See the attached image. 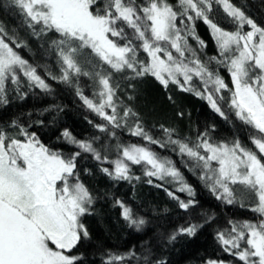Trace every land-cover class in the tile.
Masks as SVG:
<instances>
[{"label":"snow or ice","instance_id":"snow-or-ice-1","mask_svg":"<svg viewBox=\"0 0 264 264\" xmlns=\"http://www.w3.org/2000/svg\"><path fill=\"white\" fill-rule=\"evenodd\" d=\"M10 4L23 13L36 38L50 32L58 34L49 49L57 55L61 74L53 75L45 68L46 75L75 87L83 103L107 121L95 125L101 132H107L109 125L127 127L133 136L165 146L144 129L132 108L123 106L121 115L115 74L127 80L152 76L165 88L176 84L182 91L206 99L225 119L220 102L225 101V90L230 93L228 107L250 127L252 147L238 137L214 142L208 130L190 145L173 140L174 129L164 131L168 142L178 145L179 152L194 161L190 170H200V179L217 200L240 207L251 201L256 220H229V227L218 230L216 237L224 251L243 264H264V27L230 0H176V4L169 0H10ZM214 4L223 6L227 23L235 30H227L216 20ZM197 21L208 27L218 50L206 60L200 55L207 45L197 34ZM245 26L249 30L245 31ZM190 39L197 47L189 43ZM16 41L15 34L9 35L0 23V103H7L5 84L9 79L20 92L21 74L29 88L52 91L38 72L40 66L29 63L15 50L21 47ZM222 67L230 74L231 88L220 74ZM80 76L98 83V101L83 94ZM106 109H111V114ZM129 119L134 123L130 125ZM12 124L19 127L17 135L0 127V264H78L80 257L71 253L89 237L82 217L95 200L79 177L77 163L82 153L111 163V169L103 167L101 171L115 180H132L131 165L143 163L148 166L146 176L161 180L171 177L179 184V192L188 193L187 201L168 193L180 208L196 206L194 189L172 161L161 159L145 145L118 144L117 159L109 161L108 146H95L99 137L80 140L64 129L63 139L79 149L66 154L47 147L35 132L16 121ZM110 135L115 136V132ZM116 203L131 226L140 229L146 223L122 201ZM213 219L214 214L207 216V220ZM198 227H181L169 240H175L177 234L194 235ZM132 256L135 252L109 254L107 264ZM143 259L147 264L148 257ZM207 264L225 262L209 260Z\"/></svg>","mask_w":264,"mask_h":264},{"label":"trees","instance_id":"trees-1","mask_svg":"<svg viewBox=\"0 0 264 264\" xmlns=\"http://www.w3.org/2000/svg\"><path fill=\"white\" fill-rule=\"evenodd\" d=\"M169 2L176 4V0ZM230 2L241 7L246 15L264 27V0ZM212 15L222 27L235 30L233 25L227 23V14L222 5L214 4ZM0 23L5 26L9 35L15 34L16 42L21 44L15 50L29 63L40 66L39 74L52 89L47 93L37 87L29 88L27 78L22 74L20 92L16 91V85L10 79L6 81L7 103H0V127L11 135H17L19 127L12 124L16 121L17 125L27 128L29 132H35L47 147L66 154L79 149L63 139L61 133L64 129L80 140L99 137L95 146H108L106 154L109 161L117 159L118 144L145 145L161 159L171 160L195 191L196 206L188 210L182 209L178 201L168 193L172 192L185 201L189 199L188 193L179 192V184L171 177L164 180L148 177L145 175L148 166L142 163L131 165L132 180H115L101 171L103 167L111 169V163H101L90 153H82L77 163L79 177L95 200L89 213L82 217L89 237L82 239L71 253L80 257L78 264H107L109 254L124 255L129 252H135V256L114 261L113 264H146L143 259L145 256L148 257L147 264H155L156 261H162L163 264H207L209 260L243 264L237 257L224 251L216 233L228 228L229 220L255 221L257 214L251 211V201L245 207H240L239 204L226 205L217 200L200 179V170H190L193 169L194 161L182 155L178 145L169 143L164 131L174 129L172 139L190 145L197 142L198 134L208 130L214 142L238 137L242 143L252 147L248 139L251 129L229 109L230 93L227 90L222 93L225 101L220 102L227 117L225 119L211 108L206 99L192 92H184L176 84L169 83L165 88L152 76L127 80L120 74H115L114 82L119 83L116 102L120 106L118 110L121 115L123 106L132 108L144 129L165 146L149 144L142 137L133 136L127 127L113 128L109 125L107 132H101L95 125L107 124V121L83 103L76 94L75 87L52 80L46 75L45 68L50 69L53 75L61 74L57 55L49 49L50 42L57 39L58 34L50 32L40 39L33 36L32 29L24 22L23 13L18 7L12 6L10 0H0ZM244 30H249L248 26ZM196 31L207 45L200 53L201 58L206 60L210 56H216L218 50L208 27L202 21H197ZM189 43L197 47L195 41L190 39ZM220 74L231 88V77L227 69L220 68ZM78 83L85 96L98 101L97 82L90 77L80 76ZM194 84L202 89L199 81L194 80ZM106 111L111 114V109ZM133 123L134 120L129 119V124ZM112 132H115V136L110 135ZM117 200L132 208L134 215L142 217L146 223L140 229L131 226L123 218ZM213 214L214 219L207 220V216ZM189 224L200 226L194 235L177 234L175 240H169L173 233Z\"/></svg>","mask_w":264,"mask_h":264}]
</instances>
